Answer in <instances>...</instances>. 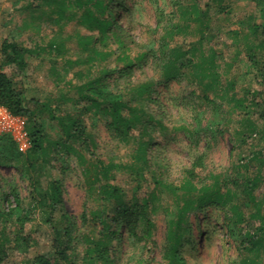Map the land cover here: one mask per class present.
I'll return each mask as SVG.
<instances>
[{"label": "rangeland", "instance_id": "obj_1", "mask_svg": "<svg viewBox=\"0 0 264 264\" xmlns=\"http://www.w3.org/2000/svg\"><path fill=\"white\" fill-rule=\"evenodd\" d=\"M40 4V0H0V49L6 40L37 52L36 56L27 58L23 74L14 66H4L0 54V72L16 86H22L28 100L47 105L57 116L78 117L86 126L88 143L86 146L81 142L70 143L75 154L68 155L63 150L51 153L43 167L35 164L27 169L24 157L12 164L0 160V209L10 205L11 201L5 199L10 189L17 191L22 206L28 208L32 177L42 186L57 181L62 187V205L51 213L31 206L23 230L33 241L30 247L19 251L12 249L13 243L2 245L0 264H32L31 260L41 255L50 264H68L59 261L52 247L53 229L67 227L71 231L66 251L69 264H86L87 248L100 238L97 216L103 211L112 214L94 182L91 166L96 160L115 165L109 182L121 189L125 199H148L151 239L157 246L146 253L141 244H134L125 225L117 226L118 237L110 246V264H163L170 223L176 219V204L169 193L160 192L154 180L177 185L197 158L203 162L200 171L203 178L227 181L237 202L247 203L245 215L251 216L256 206L263 212L264 40L253 32V27L263 20L264 0H124L121 7L120 3H113L115 34L123 40L125 53L132 59L142 52H151L145 61L132 67L128 77L117 73L123 63L117 60L120 50L109 32L108 48L99 43L94 48L103 52L110 49L114 54L107 61L90 63L89 53L78 44V37L95 33L80 25L81 11L75 8L66 11L65 18L56 24L58 15L51 13L49 7L40 8ZM193 4L204 12L198 20L192 14L182 13L191 10ZM74 11H77L75 16L69 17ZM51 44L57 49L49 51ZM193 46L203 47L199 51L203 56L215 52L220 89L230 82L233 86L226 88L229 95L244 99L247 105L256 102L257 107H249L248 117L256 123L259 135L238 141L235 133L241 130L239 123L244 112L233 110L229 97L221 98L223 91H205L203 83L188 69L184 70L185 77L164 81L159 58L172 48L190 50ZM199 52L195 55L197 59ZM105 68L112 72L102 79L114 93L144 82L153 84L149 98L139 102L155 121L150 135L144 137L152 142L147 164L139 172L130 168L135 162L134 143L125 145L115 139L105 127L107 118L89 112V103L79 100L76 93L78 86L98 78L100 70ZM127 99L131 105L137 102L130 93L124 95V100ZM29 107L34 112L39 110L32 103ZM36 117L50 142L60 139L56 121L47 113ZM139 133L134 135L138 137ZM252 152H259L260 160L249 158ZM241 159L247 162V168L238 166ZM85 169L91 172L86 174ZM245 177L258 179L253 201L243 194L242 186L234 185ZM49 217L53 226L46 222ZM224 218L221 210L214 209L196 216L189 214L181 222L180 229L185 230L184 237L188 238L180 249L185 264H237L243 230L231 231L230 225L220 223ZM16 230L17 226L8 223L5 233L12 238Z\"/></svg>", "mask_w": 264, "mask_h": 264}, {"label": "trees", "instance_id": "obj_2", "mask_svg": "<svg viewBox=\"0 0 264 264\" xmlns=\"http://www.w3.org/2000/svg\"><path fill=\"white\" fill-rule=\"evenodd\" d=\"M41 7H49L51 13L58 15L56 24L65 18V12L68 10L81 11L79 23L89 32H94V36L90 35L86 38L78 37V44L83 51L89 53L88 61L104 62L114 54V51H99L94 48L95 44L108 48V39L111 37L116 39V44L120 53L117 55V60L123 63V68L117 73L124 76H129L132 73V67L139 62H143L150 55V51L142 52L132 58L125 53L127 49L123 40L115 34L116 18L113 16L112 4L120 3L124 0H40ZM76 11V12H77ZM75 11L69 17L75 16ZM184 15L192 14L198 20L204 13L194 4L191 10L182 12ZM253 32L259 34L264 40V10L263 20L261 24L253 27ZM56 45H49L48 50L54 51ZM203 47L193 46L190 50H179L172 48L167 54L159 58L160 72L164 81L178 80L180 77H185V69L189 73L203 83L205 91L220 92L223 91L221 98L229 97V102L232 103L233 110L244 112L243 119L239 123L240 132L235 133L238 141H247L252 135H257L259 129L256 123L252 122L248 117V109L250 106L257 107L256 102H250L247 105L244 99H237L232 94L226 91L227 87H232L230 82L220 89L221 80L220 74L217 71L218 64L216 63V54L213 51L209 56H203L199 52ZM199 52L200 59L195 58ZM1 60L4 66H14L16 70L23 74L27 68V58L36 56L37 52L34 49H27L16 42L3 41L0 49ZM158 54V53H157ZM155 54H153L154 56ZM254 61V58L251 57ZM108 69H101L100 76L96 79L89 80L76 88V93L79 100H86L89 105L87 110L94 112L96 115L106 117L105 127L107 131L118 141L127 145L134 143L133 157L134 164L130 166L132 170L139 172L143 166L147 164V152L151 145V138L144 140V137L149 136L153 130V116L145 110L144 106L140 105V100L149 98L150 92L153 91L151 82L134 85L129 90L124 92L114 93L110 90L108 84L103 81L111 74ZM103 78V79H102ZM131 94L132 98H136V104L131 105L130 100H124L125 94ZM32 103L35 107L38 105L39 110L34 112L30 109L29 104ZM0 105L6 108L14 115L24 117L26 119V130L30 139L31 147L25 153L21 154L10 137H0V155L4 163L12 164L18 162L22 157L26 160V168L32 169L35 164L45 166L53 152L59 153L60 150L67 152L68 155L75 154V151L70 146V143L81 142L84 146L88 143V134L86 126L78 117L73 116H57L54 114V109L47 105L33 102L25 97L23 87H18L14 81L3 72H0ZM47 113L48 116L56 121L60 129V139L50 142L47 134L42 131L41 124L38 123L37 115ZM264 118V113L261 114ZM144 121V122H143ZM157 125L160 126L158 122ZM186 130V129H184ZM135 132H140L136 137ZM259 135V134H258ZM67 141H65V140ZM259 152H252L249 158L260 160ZM239 167L247 168L248 164L243 159L238 163ZM115 168L113 164H105L102 161L96 160L91 166L93 171L94 182L97 187V192L101 200L108 207L112 214L109 215L105 211L99 213L97 221L100 226V238L87 248L84 260L86 264H110L111 263V244L118 237L117 226L125 225L128 235L133 238L134 244H141V249L146 253H151L156 249V243L151 239L152 224L149 220V201L148 199L136 200L131 198L125 199L120 188L112 185L109 182L110 172ZM203 168L201 158H197L191 167L185 172L182 180L177 184L164 183L161 180H154L160 192L169 193L174 203L176 204V219L170 223L167 234V242L163 253V264H185V260L181 255L180 249L188 238L184 237V231L180 229V224L186 221L189 214H204L208 210H221L224 219L221 224L233 229L243 230L242 238L238 245L241 247L239 260L237 264H264V210L256 206L254 213L251 216L245 215L244 208L247 203L237 202L236 194L231 193L227 187V181H222L217 177H212L211 180H206L201 176L200 171ZM85 169V173L91 172ZM31 178L29 182L30 204L28 208L22 206V199L19 198L15 189H10L9 194L5 196L6 202H10L5 209H0V252L2 245L13 243L12 249L25 251L32 244V239L29 235L24 234V225L28 220V214L31 212V206H36L42 211H50L62 205V187L57 181L47 183L42 186L38 181ZM240 182H234L236 187H243V194L253 201V191L257 187V177H245L239 179ZM153 198V195L151 196ZM257 223L258 224L254 225ZM46 222L53 226L50 217ZM8 223L17 226L18 231L14 232L12 238L5 233V228ZM52 247L59 261L68 263L67 250L71 242L70 229L63 228L58 230L53 229ZM138 260L137 263H141ZM32 264H50L45 256H37L31 260Z\"/></svg>", "mask_w": 264, "mask_h": 264}, {"label": "built area", "instance_id": "obj_3", "mask_svg": "<svg viewBox=\"0 0 264 264\" xmlns=\"http://www.w3.org/2000/svg\"><path fill=\"white\" fill-rule=\"evenodd\" d=\"M26 123L24 117L14 115L0 105V137H10L21 154H25L31 147Z\"/></svg>", "mask_w": 264, "mask_h": 264}]
</instances>
